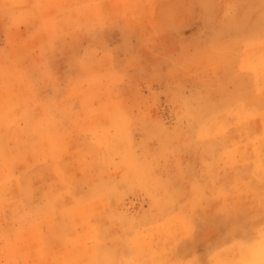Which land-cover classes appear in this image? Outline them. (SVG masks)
Instances as JSON below:
<instances>
[{
	"label": "rangeland",
	"instance_id": "obj_1",
	"mask_svg": "<svg viewBox=\"0 0 264 264\" xmlns=\"http://www.w3.org/2000/svg\"><path fill=\"white\" fill-rule=\"evenodd\" d=\"M202 2L220 16L229 4L257 18L261 10V0H0V264H165L177 234L190 237L184 213L200 223L225 200L234 210L258 207L264 41L197 47L202 28L192 23L147 44L172 5ZM97 28L102 44L88 35ZM62 50L79 54L70 76ZM133 55L142 66L117 79L114 69ZM169 74L191 98L192 121L181 122L183 96L160 103ZM110 180L146 183L162 201L172 181L183 204L129 234L112 210L142 214L145 193L129 187L112 202L93 195ZM200 255L207 264H264L259 226L227 243L217 237Z\"/></svg>",
	"mask_w": 264,
	"mask_h": 264
},
{
	"label": "snow or ice",
	"instance_id": "obj_2",
	"mask_svg": "<svg viewBox=\"0 0 264 264\" xmlns=\"http://www.w3.org/2000/svg\"><path fill=\"white\" fill-rule=\"evenodd\" d=\"M95 7L103 8L104 6L96 5ZM226 7L227 11L220 16L211 10L214 8L213 5L204 2L199 5L186 3L172 5L171 11L162 14L159 24L154 27L152 33L148 36L147 44L151 48L152 45L160 43L163 37L173 34L192 23H199L202 28L203 39L197 47L203 45L204 47L215 48L257 34L264 41V0H261V10L258 18L250 13H236L234 9L238 7L237 5L229 4ZM196 8L200 9L199 14L196 13ZM88 35L98 44H102L103 33L98 28L90 29ZM61 54L64 56L66 75L70 76L73 73L74 65L79 60V54L73 51L65 53L64 50L61 51ZM110 54L115 58V51L110 50ZM171 63L177 64L178 62L173 57ZM138 65L142 66V61L139 56L133 55L130 57L129 63L123 68L117 67L114 69V75L117 79H129L134 75V71L138 70ZM154 74L160 75L158 72ZM167 79L168 88L162 90L163 95L160 103H164V95L167 96L169 102H175L183 96L190 103L186 105L184 115L180 117L181 122L185 118L192 121L194 114L191 98L187 97V93L182 91V84L174 76L169 74ZM129 82L132 83L131 80ZM261 119H264V107L261 108ZM227 150L229 153L233 152L231 147ZM236 152L238 154L239 149H236ZM166 158L171 159V156ZM206 164L212 167L214 161L206 160ZM180 172H183L182 167ZM129 187H140L145 193V200L141 208L142 214L122 212L119 208L112 210L113 218L119 220L129 230V234L135 231L137 225L149 216H156L161 211L168 214L170 211H174L177 204H183L181 188L172 181L164 186V190L168 193L166 201H162L157 196L156 191L148 184L143 182L137 184L135 181L122 184L110 180L97 185L93 189V195L109 202L119 201ZM235 208L236 205L233 200H225L224 206L217 209L210 221L201 220L200 223H197L195 217L184 213L182 221L185 228L190 232V237L181 241L180 234H177L176 239L180 243H178L172 257L165 264H207L200 253L213 239L222 237L225 238L227 243L229 240L248 236L257 226H259L260 242L264 245V195L260 197L258 207L253 203L244 205L239 210H234Z\"/></svg>",
	"mask_w": 264,
	"mask_h": 264
},
{
	"label": "bare ground",
	"instance_id": "obj_3",
	"mask_svg": "<svg viewBox=\"0 0 264 264\" xmlns=\"http://www.w3.org/2000/svg\"><path fill=\"white\" fill-rule=\"evenodd\" d=\"M90 11V10H89ZM264 44V43H263ZM264 47V46H263ZM223 49V48H222ZM261 52V51H260ZM262 55V54H261ZM224 59V58H223ZM252 61H254V60H252ZM248 62V61H247ZM250 63H251V61H250ZM250 65V64H249ZM252 66H253V64H252ZM246 70V69H245ZM248 70V69H247ZM246 72V71H245ZM90 76V75H89ZM250 76V75H249ZM253 76V75H252ZM77 82V81H76ZM243 95V94H242ZM263 97V96H262ZM258 99V98H257ZM187 105V104H186ZM243 107H245V106H243ZM82 109V108H81ZM245 109V108H244ZM224 110V109H223ZM246 110H247V108H246ZM244 111V110H243ZM242 111V112H243ZM245 112V111H244ZM244 114H246V113H244ZM199 117V116H198ZM211 117H213V116H211ZM202 118V117H201ZM213 119V118H212ZM210 120V119H209ZM212 121V120H211ZM210 121V122H211ZM201 122V121H200ZM261 122V121H260ZM3 123V122H2ZM210 124V123H209ZM37 126V125H36ZM262 128V127H261ZM1 130H2V128H1ZM16 130V129H15ZM3 131V130H2ZM4 132V131H3ZM258 132V131H257ZM157 133V132H156ZM1 134V133H0ZM251 134H252V132H251ZM125 136V135H124ZM254 136V135H253ZM262 136V135H261ZM248 137V136H247ZM260 138V137H259ZM7 139V138H6ZM184 139V138H183ZM113 140L115 141V142H117V138L116 137H113ZM204 140V139H203ZM254 141V140H253ZM254 143V142H253ZM6 145V144H5ZM47 145V144H46ZM253 145V144H252ZM251 145V146H252ZM209 146V145H208ZM253 147V146H252ZM240 148V147H239ZM52 149V148H51ZM247 151V150H246ZM251 151V150H250ZM262 151V150H261ZM255 152V151H254ZM253 153V152H252ZM235 154H237V153H235ZM243 155V154H242ZM216 156V155H215ZM243 157V156H242ZM252 157V156H251ZM256 158V157H255ZM258 158V157H257ZM252 159V158H251ZM257 160V159H256ZM259 162V161H258ZM251 166V165H250ZM233 168V167H232ZM252 169V168H251ZM111 175V174H110ZM247 177V176H246ZM252 180H255V179H252ZM2 184V183H1ZM256 184H257V182H256ZM261 184V183H260ZM260 186H262V185H260ZM12 189V188H11ZM249 189V188H248ZM260 191H261V189H260ZM11 192V191H10ZM257 195V194H256ZM258 196V195H257ZM237 198V197H236ZM220 199V198H219ZM247 201V200H246ZM186 206V205H185ZM207 210V209H206ZM204 212V211H203ZM177 226V225H176ZM179 226V225H178ZM161 241V240H160ZM236 256V255H235ZM230 257H232V256H230ZM237 257V256H236ZM239 257V256H238ZM243 258V257H242ZM247 259H248V257H246ZM231 259V258H230ZM237 259V258H236ZM244 259V258H243ZM220 260V259H219ZM233 260V259H232ZM231 260V261H232ZM235 261V260H234ZM233 262V261H232ZM245 262H246V260H245ZM235 264V263H234ZM242 264V263H241Z\"/></svg>",
	"mask_w": 264,
	"mask_h": 264
}]
</instances>
